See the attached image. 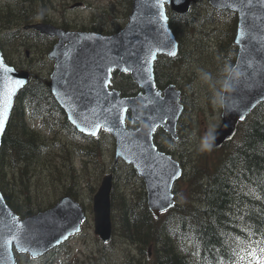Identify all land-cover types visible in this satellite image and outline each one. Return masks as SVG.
<instances>
[{
    "label": "water",
    "instance_id": "95a60500",
    "mask_svg": "<svg viewBox=\"0 0 264 264\" xmlns=\"http://www.w3.org/2000/svg\"><path fill=\"white\" fill-rule=\"evenodd\" d=\"M194 2L196 0H131L125 24L113 33L65 29L47 22L24 26L57 38L47 53L53 67L46 86L77 131L96 136L104 130L113 137L114 161L121 159L130 164L142 179L148 208L155 216L175 205L173 185L181 177L182 167L171 154L156 147L153 134L161 127L176 139L177 123L184 106L180 102L181 91L175 84L162 89L156 87L154 64L158 55L175 57L179 49L168 23L166 6L172 12L185 14ZM207 2L213 8L237 14L233 38L237 53L233 65L243 73L234 90L228 93L231 107L227 114L221 108V122L213 133L214 145L221 146L234 137L239 123L264 101V0ZM161 3L163 20L159 18L157 7ZM170 52L175 55H169ZM149 68L150 73L146 70ZM114 70L128 72L141 90L135 95L122 96L117 88L110 86ZM29 76L28 70H17L6 64L0 51V91L15 89L0 130V144L15 97ZM128 111L131 121H138L136 128L125 124ZM118 113L123 116L122 124ZM97 123L101 124L99 129L95 127ZM93 132L95 135L91 134ZM112 184L113 175L105 174L92 199L94 233L103 242L112 232ZM85 217L82 205L70 195L61 196L44 210L20 217L0 191V264H17L16 253H27L31 257L42 255L78 232ZM18 235L29 251L17 247L14 237Z\"/></svg>",
    "mask_w": 264,
    "mask_h": 264
},
{
    "label": "trees",
    "instance_id": "16d2710c",
    "mask_svg": "<svg viewBox=\"0 0 264 264\" xmlns=\"http://www.w3.org/2000/svg\"><path fill=\"white\" fill-rule=\"evenodd\" d=\"M22 6L15 12L0 9V30L11 28L14 22L21 30L19 28L7 32L5 34L7 41H12L16 37L22 44H29L31 39L41 41L45 56L54 39L34 30L22 28L32 20ZM130 7L131 0H128L124 16L128 15ZM192 9L191 6L190 10L182 15L168 10L169 25L177 38L180 23L191 24L188 16ZM226 12L230 13L233 20V39L237 16L231 10ZM11 13L14 15L13 19ZM37 18L42 22L50 21L44 14L38 15ZM90 29L112 33L119 28L109 30L96 29L93 26ZM3 43L4 41L0 40L4 60L16 66L12 61L14 59L4 52ZM179 55L180 49L176 57ZM233 57L235 58V53ZM175 58L160 56L157 59L154 68L157 87L162 88L173 82L174 76L171 63H169L171 68L165 66L162 74L157 64L160 65L161 59L167 64V61L172 62ZM20 66H26L31 72V77L15 98L1 139L0 191L7 204L22 217L45 209L56 201L39 204L33 196V179L36 178V184L42 182L40 176L45 169L41 159L44 152H47V144L42 132L28 124L27 117L40 120L41 124L47 125L51 130L60 126L72 136L79 133L67 121L62 108L45 84L50 70L42 72L44 70H38L31 62ZM165 70H168V73ZM117 75L120 77L116 78ZM112 77V84L121 95H133L139 90L128 73L113 72ZM136 124V121L131 123L129 118L126 121L128 127H134ZM80 136L95 139L82 134ZM178 138L173 140L166 132L158 129L154 133V144L158 149L177 156L175 145ZM89 148H81V151L89 153ZM214 148L221 150V153L213 166L208 168L211 171L215 167L213 171L206 170L205 173H200L194 166L191 172L183 173L186 183L196 190L194 200L179 198L175 185L173 188L175 205L158 217L148 209L142 180L136 176L130 165L125 164L126 185L130 180L136 179L140 185L139 192L136 194L135 187L130 197L122 194L119 203H116L112 188L111 208L117 204L119 227L126 239L142 247L152 245L151 264H259V261L264 259V252L261 251L264 249V101L239 123L232 139ZM178 154L185 155V151ZM46 155H50L49 151ZM45 160L49 161L46 157ZM180 163L186 169L189 162L180 160ZM73 184H69L64 194L77 199L78 191L72 187ZM164 214L167 215L158 223V218ZM117 227L115 220L113 230H118Z\"/></svg>",
    "mask_w": 264,
    "mask_h": 264
},
{
    "label": "rangeland",
    "instance_id": "374dc122",
    "mask_svg": "<svg viewBox=\"0 0 264 264\" xmlns=\"http://www.w3.org/2000/svg\"><path fill=\"white\" fill-rule=\"evenodd\" d=\"M127 1L0 0V9L15 12L23 3L21 8H25L24 11L31 18L44 14L46 18L61 26L67 25L80 30H91L90 28L95 26L96 29L113 30L121 28L127 20V16H124ZM197 3L192 5L193 9L188 16L191 24L180 23L178 27L180 55L172 62L167 61V64L161 59L157 68L159 66L162 74L165 66H172L174 71L172 83L182 91V103L185 109L178 122L179 138L175 145V155H177L175 158L185 163L189 162L185 171L191 172L192 167L196 166L197 172L205 173L221 153V150L214 148L213 140L210 150L204 149L202 145L206 135L213 134L221 122V107L214 102V96L220 86L222 69L233 63L235 51L232 44L233 20L230 13L214 10L208 5L207 0H198ZM13 16L11 13V19L14 18ZM168 16H170L169 12ZM11 26L0 30V40L4 41V52L14 59L12 61L15 62L16 67L28 69L20 65L31 62L38 70H44L42 72L50 70L52 62L46 54L43 55L44 47L41 41L29 39V44H22L18 37L7 41L5 35L7 32L19 28L21 30V27L17 28L14 22ZM25 51H28V56ZM30 57L32 59H29ZM165 71L168 73V70ZM205 73L211 74L212 79L206 80ZM119 77L120 75L116 76ZM27 121L31 127L42 132L47 144V152L49 151L50 154L46 155L47 152H44V157L41 159L45 169L40 176L42 182L36 184V178L32 182L36 203L47 204L59 199L69 184L74 183L72 187L78 191L77 200L84 206L86 219L80 232L70 237L66 243L37 258L27 254H17L18 264H151L152 245L142 247L124 237L117 219L119 215L117 204L112 209V223L114 226V221H117L118 230H113L112 236L106 243L101 242L94 234L92 199L102 177L107 173L113 174V194L116 203H119L122 194L128 198L132 195L133 188L137 187L136 194L140 188L136 179L130 180L126 185V165L121 160L115 162L113 159L112 136L107 132H100L94 140L88 138L87 140L79 134L70 135L60 126L51 130L47 125L41 124L40 120L31 119L29 116ZM88 147H90L89 153L81 151V148ZM183 151L185 155L178 154ZM45 157L49 161L45 160ZM214 169L215 167L211 171ZM185 180L186 177L182 176L176 183L175 189L179 198L191 200L196 190ZM165 215L167 214L158 218V223H161Z\"/></svg>",
    "mask_w": 264,
    "mask_h": 264
},
{
    "label": "clouds",
    "instance_id": "9594fccd",
    "mask_svg": "<svg viewBox=\"0 0 264 264\" xmlns=\"http://www.w3.org/2000/svg\"><path fill=\"white\" fill-rule=\"evenodd\" d=\"M241 77V71L239 67L228 64L222 69V77L220 79V86L215 91L214 102L221 108L226 110L230 109V97L228 93L234 90L235 84ZM206 80H211V74L205 73ZM215 136L212 133L206 135L202 147L210 150L212 148L211 141L214 140Z\"/></svg>",
    "mask_w": 264,
    "mask_h": 264
},
{
    "label": "snow or ice",
    "instance_id": "6c2138e0",
    "mask_svg": "<svg viewBox=\"0 0 264 264\" xmlns=\"http://www.w3.org/2000/svg\"><path fill=\"white\" fill-rule=\"evenodd\" d=\"M157 7L160 9L159 11V18L161 20H163L165 17H164V12H163V4H158ZM169 55H175V52H170ZM154 58V57H153ZM146 63H148L146 61ZM127 71V69H125ZM147 71H149L150 73V68L149 69H146ZM241 75H243V73L241 72ZM150 75H149V79H150ZM17 84L21 83L19 81L16 82ZM15 91V89H4L2 91H0V130L3 129V126H4V122L7 118V115H8V111H9V108L11 106V97H12V94L13 92ZM158 95V93H157ZM117 118L119 120V123L122 124L123 123V116L121 114H117ZM95 127L97 129H99L101 127V124L97 123L95 124ZM93 135H95V132L91 133ZM176 175L178 176L179 173H176ZM15 220V218H14ZM24 229V226L21 225V231H23ZM14 239L16 240L17 242V247L21 250V251H29L30 249L29 248H25L23 247V243L24 241L22 240L21 236H16L14 237ZM262 252H264V249H261ZM36 253L33 252V255H35ZM259 264H264V259H261L259 261Z\"/></svg>",
    "mask_w": 264,
    "mask_h": 264
},
{
    "label": "flooded vegetation",
    "instance_id": "af4514ba",
    "mask_svg": "<svg viewBox=\"0 0 264 264\" xmlns=\"http://www.w3.org/2000/svg\"><path fill=\"white\" fill-rule=\"evenodd\" d=\"M49 20L52 21L51 19H49ZM40 21H41V20H40L39 18L36 19L34 16L32 17V20H31L32 23L40 22ZM31 22H30V23H31ZM52 23L56 24L55 21H52ZM63 27H64V26H63ZM65 28H66V27H65ZM27 30H32V29H27ZM27 39H28V38H27ZM25 54H26V56H28V55H29L28 51H25Z\"/></svg>",
    "mask_w": 264,
    "mask_h": 264
},
{
    "label": "bare ground",
    "instance_id": "6f19581e",
    "mask_svg": "<svg viewBox=\"0 0 264 264\" xmlns=\"http://www.w3.org/2000/svg\"><path fill=\"white\" fill-rule=\"evenodd\" d=\"M202 4V3H201ZM202 7V6H201ZM200 8V7H199ZM207 9V8H206ZM207 11V10H206ZM198 15V14H197ZM3 22V21H2ZM22 24H23V22H22ZM12 33V32H11ZM25 38V37H24ZM29 38V37H28ZM171 68V67H170ZM185 100V99H184ZM187 107V106H186ZM193 200H194V198H193ZM216 230V229H215Z\"/></svg>",
    "mask_w": 264,
    "mask_h": 264
}]
</instances>
